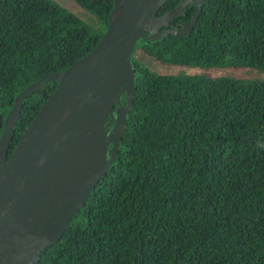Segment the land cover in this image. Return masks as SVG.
<instances>
[{
  "label": "trees",
  "instance_id": "trees-1",
  "mask_svg": "<svg viewBox=\"0 0 264 264\" xmlns=\"http://www.w3.org/2000/svg\"><path fill=\"white\" fill-rule=\"evenodd\" d=\"M75 1L98 26L53 0H0L1 120L21 89L99 41L114 0ZM195 9L188 3L175 20ZM137 50L162 63L264 72V0H205L189 32L139 38L115 159L35 264H264V77L163 73ZM54 86L25 97L9 154Z\"/></svg>",
  "mask_w": 264,
  "mask_h": 264
},
{
  "label": "water",
  "instance_id": "water-1",
  "mask_svg": "<svg viewBox=\"0 0 264 264\" xmlns=\"http://www.w3.org/2000/svg\"><path fill=\"white\" fill-rule=\"evenodd\" d=\"M164 1L114 0L97 44L26 85L0 119V264H35L114 161L135 95V43L189 32L205 0H194L195 11L180 26L171 20L191 0L159 14ZM51 81L53 90L9 154L25 97Z\"/></svg>",
  "mask_w": 264,
  "mask_h": 264
},
{
  "label": "rangeland",
  "instance_id": "rangeland-1",
  "mask_svg": "<svg viewBox=\"0 0 264 264\" xmlns=\"http://www.w3.org/2000/svg\"><path fill=\"white\" fill-rule=\"evenodd\" d=\"M57 4L61 5L63 8L71 11L77 17L81 19L84 23L91 27L98 26L97 18L95 15L86 9L84 6L76 2L75 0H53ZM136 59L142 60L144 63L152 67L154 70L163 73H176L184 71L186 73H199L204 72L208 75H234L241 77H264V72L259 71L257 68L244 67V66H214L208 68H202L199 66L191 65H178V64H168L162 63L160 61L152 59L149 55L141 53L137 50L134 54Z\"/></svg>",
  "mask_w": 264,
  "mask_h": 264
},
{
  "label": "flooded vegetation",
  "instance_id": "flooded-vegetation-1",
  "mask_svg": "<svg viewBox=\"0 0 264 264\" xmlns=\"http://www.w3.org/2000/svg\"><path fill=\"white\" fill-rule=\"evenodd\" d=\"M188 3H194L195 6H196V3L194 2V0H191V1H189ZM188 3H187V4H188ZM187 4H186V5H187ZM186 5H185V6H186ZM185 6H184V7H185ZM184 13H185V11H184ZM181 15H183V14H181ZM190 18H191V17L186 18V19H181V20H175L176 18H174L173 20H171L170 25H171V26H174V25H178V26H180L181 23H182L183 21L190 20Z\"/></svg>",
  "mask_w": 264,
  "mask_h": 264
}]
</instances>
